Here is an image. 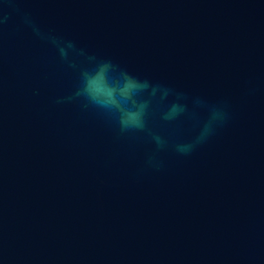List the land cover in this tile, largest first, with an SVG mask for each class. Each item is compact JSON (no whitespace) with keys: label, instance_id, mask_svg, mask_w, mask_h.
Wrapping results in <instances>:
<instances>
[{"label":"water","instance_id":"water-1","mask_svg":"<svg viewBox=\"0 0 264 264\" xmlns=\"http://www.w3.org/2000/svg\"><path fill=\"white\" fill-rule=\"evenodd\" d=\"M106 60L145 130L77 95ZM0 264H264V0H0Z\"/></svg>","mask_w":264,"mask_h":264},{"label":"clouds","instance_id":"clouds-1","mask_svg":"<svg viewBox=\"0 0 264 264\" xmlns=\"http://www.w3.org/2000/svg\"><path fill=\"white\" fill-rule=\"evenodd\" d=\"M67 46L73 47L71 42ZM60 52L66 58L64 47L60 48ZM89 59L95 60L94 57ZM114 73H118V77H114ZM99 74L104 77L105 82L102 86L97 84ZM149 87L148 81H138L110 60L96 61L91 68L85 69L82 73L81 92L77 95H83L93 107L102 110L109 118H114L121 132L143 131L147 127L149 104L141 97ZM158 88L159 86L152 87L151 95L154 96ZM168 92V89H163L165 96ZM179 111L176 105H172L165 113L164 119H173ZM156 139L159 143V138Z\"/></svg>","mask_w":264,"mask_h":264}]
</instances>
